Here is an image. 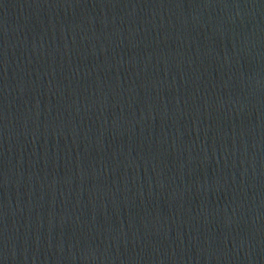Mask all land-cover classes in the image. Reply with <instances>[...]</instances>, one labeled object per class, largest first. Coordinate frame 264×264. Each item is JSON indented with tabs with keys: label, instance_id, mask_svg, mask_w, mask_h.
I'll list each match as a JSON object with an SVG mask.
<instances>
[{
	"label": "water",
	"instance_id": "95a60500",
	"mask_svg": "<svg viewBox=\"0 0 264 264\" xmlns=\"http://www.w3.org/2000/svg\"><path fill=\"white\" fill-rule=\"evenodd\" d=\"M0 264H264V0H0Z\"/></svg>",
	"mask_w": 264,
	"mask_h": 264
}]
</instances>
